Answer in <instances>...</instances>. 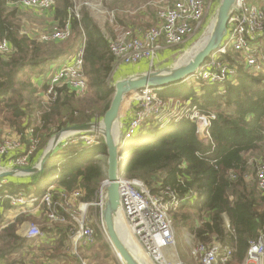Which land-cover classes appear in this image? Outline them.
Wrapping results in <instances>:
<instances>
[{
    "label": "trees",
    "instance_id": "obj_1",
    "mask_svg": "<svg viewBox=\"0 0 264 264\" xmlns=\"http://www.w3.org/2000/svg\"><path fill=\"white\" fill-rule=\"evenodd\" d=\"M16 1L0 0V43L6 40L9 47L5 53L0 51V113H4L3 121L15 126L23 136L26 147L32 145V139H40L30 157L31 166L44 153L53 134L52 128L60 131L88 123L96 119L94 113L105 114L109 109L115 92L109 79L116 58L109 49L113 37L109 28L103 30L88 11L77 17L74 0H56L57 4L51 8L57 25L70 24L73 35L63 44L52 42L61 48L49 54L46 49L49 43L22 33L16 22L21 6L14 8ZM252 1L264 10V0ZM84 37V72L90 80L91 98L81 109L76 105L78 92L62 88L46 110L49 102L42 103L38 97L41 96L39 87L31 76L45 77L47 66L63 55L73 56ZM227 55L222 57L226 59ZM245 69L241 65L238 68L237 84L228 81L223 85L224 94H218L220 86L211 83H204L201 93L197 94L192 83L186 81L160 90L164 98H191L201 109L217 112L210 127L214 146L199 139L195 122L187 118L162 125L150 117L140 135L135 136L137 141L128 146L122 164L123 175L142 179L153 193L169 188L182 197L190 194L193 198L173 212V220L187 228L197 242H219L232 247L234 264H243L251 243L264 234V190L259 189L257 183L246 180L249 162L245 156L256 152L264 157V72L256 76ZM48 83L41 88L44 94ZM30 129L33 132L30 133ZM86 147L58 145L42 171L29 178H8V184L2 182L5 177L0 178V183L5 185L0 188L1 194L15 196L18 191L35 184L34 192L39 194L54 183L59 187L58 192L68 195L82 190L80 201L92 202L102 181L107 179L108 154L104 140L91 148ZM46 178L51 184L41 183ZM60 193H55V208L71 219ZM10 203V197L1 199L0 260L28 242L17 233L22 217L5 224L2 209L12 207ZM52 225L51 230H56V251L62 252L69 243L73 227L70 223ZM94 227L96 241L110 246L99 228ZM108 254L110 256V252ZM74 257L67 254L68 260H77Z\"/></svg>",
    "mask_w": 264,
    "mask_h": 264
},
{
    "label": "built area",
    "instance_id": "obj_2",
    "mask_svg": "<svg viewBox=\"0 0 264 264\" xmlns=\"http://www.w3.org/2000/svg\"><path fill=\"white\" fill-rule=\"evenodd\" d=\"M18 3L25 8L48 10L55 5L56 0H18ZM211 8V3L208 4L205 0H169L159 8L157 24L135 31L126 30L112 37L109 45L110 53L116 58V64H133L147 59L150 60L153 67L155 58L164 47L178 46L203 29ZM76 15L80 17L78 13ZM72 35L70 24H66L64 27L56 26L51 32L42 36V41H66ZM262 37L264 38V10L251 0H237L228 21L226 37L219 48L211 53L213 59L207 61L195 72V79L208 83L227 81L235 69V67H233L234 69L228 68V63L221 59V56L227 54L228 51L243 54L246 64L256 65L254 70L258 73L264 72V58H260L256 52V45L262 41ZM85 45L86 40L84 39L79 45L72 63L59 66L51 76L46 90L50 100L55 99L59 88H70L76 92L85 90L88 82L84 72ZM8 50V42L4 40L0 43V51L5 53ZM136 94L140 108L132 120L129 130L125 132L127 139L133 138L136 135L135 130L149 117L153 116L159 121L164 118L165 121L166 118H183L192 113L191 118L197 119L199 122L197 132L213 146L215 145L209 131L212 122L217 118L215 112L201 109L190 99L183 106L180 102L179 105H174L173 99L163 98L160 88L157 87H144ZM69 135L71 136H68V139L60 142L59 145L65 146L77 142V144L85 143V146H92L101 142L99 133L74 132ZM0 141V157L7 158L6 165H2V168H6V170L27 168L30 165V157L37 144L36 139H32V145L25 146L23 153L16 154V157L14 153L18 145L9 140ZM22 144L23 142L19 144V147ZM108 184V179L103 180L95 199L85 204L98 209L99 221L98 219L97 221L104 231L105 224L102 214ZM118 184L120 194L118 213L121 212L127 229L141 246L144 256L152 264H192L179 259L166 258L167 250L176 245L173 212L189 201L191 195L182 197L169 188L153 193L142 179L126 175L119 178ZM257 185L259 189L264 190V161L257 166ZM0 186H2L1 183ZM75 193L79 195V191ZM24 194L22 191L15 196L7 195L6 197H10L13 205H24L27 201ZM67 196L64 194L65 198ZM41 197L44 203L51 205L52 189L46 191ZM37 200L38 198L29 199L32 203ZM50 210V217L54 218L56 214L53 209L50 208ZM72 233L76 243L93 244L96 241L94 227L84 218L78 220L77 227L72 229ZM40 235H42V231L36 226H31L27 231L28 238ZM234 251L232 247L219 242L212 244L197 242L192 246L190 254L193 264H231ZM81 264L90 263L83 260ZM243 264H264V234L260 235L257 241L251 243Z\"/></svg>",
    "mask_w": 264,
    "mask_h": 264
},
{
    "label": "rangeland",
    "instance_id": "obj_3",
    "mask_svg": "<svg viewBox=\"0 0 264 264\" xmlns=\"http://www.w3.org/2000/svg\"><path fill=\"white\" fill-rule=\"evenodd\" d=\"M167 1H169V0H74V3L76 6L75 12L78 13L80 16H81L82 12L88 11V12L93 13L94 11H98L99 15L101 17L98 20V22L102 26L105 25L104 30L107 31V28H109L110 35H112L114 37L116 34H120L126 30H134L135 31V30L140 29V28H148V27H151V26L157 24V22H158V16H157L158 10ZM221 1L222 0H205V2L208 4L213 2V5H211L212 8L210 10V14L204 22L203 29L199 30L198 32H196V34H194L195 36H193V38L190 40V42L188 43V46L185 47V50L180 52L179 55L174 59L171 67L180 66L182 64L184 65L202 48V46L205 45V43L208 41L211 29H212L214 21H215L217 10H218V7H219ZM15 5L16 6H14V8H17L18 6H20L18 3V0L15 2ZM90 7H91V9H88ZM11 9H13V8H10V10ZM51 11H52L51 8L48 10H45V9L25 8V7L20 8L19 7V10H17L18 16L16 19V22H18L20 24L22 33L31 34V35L35 36L36 38H38L41 42L49 43L46 46L47 51H50V52H48L49 54H52L53 51H58L59 48H61V46L54 45V44H52V42L42 41L43 40L42 36L46 33L51 32L56 27L55 24L53 25V24H50L48 22V18L50 19V17H51L50 16ZM100 20H103V21H100ZM107 23H108V25H107ZM261 40L262 41H259L258 45H256V52L260 58H264V38L262 37ZM179 46H182V45L180 44ZM186 52H188V53H186ZM211 59H213V55L210 54L209 57L204 61V63L202 64L201 67H203V65H205V63ZM221 59L228 63V66H229L228 68L234 69L233 67H235V69H234V73L233 74L231 73L232 75L227 81L212 83V84H217L220 86L218 89V94L219 93L224 94L226 92L225 86L222 87V83L224 85L228 81H230L231 83H234V84L238 83L237 75H238V68L240 67V65L243 68H246L245 70H247V72H249V73H252L253 75L257 76L258 74H261V73H258L254 70V68H256V65L249 66L248 64H246L245 57L241 53H237L234 51H228L227 58L224 59L222 57ZM70 63H72V62H70ZM48 68L49 67L47 66V69ZM155 69L156 68H154L153 71H156ZM35 76H36V74H33L31 76V80H33V78ZM191 78L194 80L193 83L191 84V86H193V88L196 90L197 94H200L201 93V86L204 83H208V82L201 81V80L196 81L195 76H192ZM87 79H88V82H87L85 90L78 91V95H77L79 101L76 105L79 106V108H81V109L83 108L85 101L89 100L91 98V94H90V90H89L90 80H89L88 76H87ZM61 89L62 88H59L58 90H61ZM163 90H165V89H163ZM39 91H42V89L39 88ZM136 93L129 95V97L126 99V102H127V100H131L133 97H137ZM38 94L41 95L38 97L40 99H42V101H43L42 103H44V105H46L49 102V104L47 105V108H45L46 110L49 109V107L51 106V102L54 100H50V98L47 96V94L46 93L44 94V91H42L41 93L39 92ZM113 96H114V94H112V98H113ZM168 98L173 99L174 105H179V102H180V103H182L181 105L183 106L184 103L188 99H190L192 102H194V100H192L191 98H186V97H184V98L168 97ZM165 99H167V98H165ZM195 105H198V104L195 103ZM123 106H124V104H123ZM89 110L92 111L91 108ZM206 111L215 112L217 114V112L215 110H206ZM104 115L105 114L99 113V112L94 113L93 116L96 117L95 121L92 120L91 122H88V123L102 122ZM191 115H192V113H189L188 115H186L187 117L184 116L182 119L187 118L193 122L196 121L195 124H196L197 129H198L199 122L197 121V119L191 118ZM174 119H176V118H174ZM84 124H86V123H84ZM118 124H119V126H122V120H121V124L120 123H118ZM6 125H7V127H10L7 123L3 122V115L0 114V126L4 127ZM52 130H53V134H52L47 146L45 147L44 152L46 151L48 146L51 144L53 138L56 137V135L60 134L63 129L60 131H57L56 128L55 129L52 128ZM209 131H210V128H209ZM29 132L31 133V132H33V130L30 129ZM4 133L5 132L0 133V140H9V141H12L15 144H17L18 146L16 147L15 153L18 150H20L19 144L24 142L23 136L22 135L13 136V135H11L13 132L10 134L9 133L4 134ZM196 133H197V136L199 137V139L205 140V137H202V135L200 133H198V132H196ZM88 134H90V133L88 132ZM68 135H69V133L63 134L60 137L61 138L60 142L66 141L68 139ZM102 140H104V139H103L102 135H100V141L102 142ZM136 141H137V139L134 136V138H132V139H125L123 141V145L125 147H128V146L132 145L133 143H135ZM38 144H40V139L37 141L36 147L34 148V152L36 151ZM17 155H19V154H17ZM17 155L14 154L15 157ZM42 156H43V154H42ZM42 156H41V158H42ZM245 156L249 162V170L246 174V180L248 182H251V183H257V165L260 162L264 161V157L262 158V156H258L256 152L246 153ZM39 161L35 165H37L39 163ZM1 170L6 171V168H2V166H0V171ZM8 170H10V169H8ZM2 178H4V177H2ZM0 188H1V186H0ZM192 198L193 197L191 196V199ZM41 203L42 204L39 207V211H38V214H39L38 216L40 219H42V217H40L41 215L45 216L46 209H47V212L50 208L53 210L56 209L55 208L56 202H55L54 195L52 198L51 205L44 203V202H41ZM59 205H60V202H59ZM63 205L71 213L70 214L71 216H74V213L76 215H78L80 213V211H78L76 209V207H74V209H73V208H71L72 206L69 207L67 205V203H65V202L63 203ZM43 208H44V211H43ZM23 209H21V210H23ZM15 210H17V209H15ZM25 214L26 213L22 212L19 215V218L25 216ZM118 217L120 218L121 222L123 223V226L125 227V219L123 218L121 212L118 213ZM26 220L30 221L29 222L30 227L36 226V227L41 229V226L38 225V223L36 224L35 219L33 217H31V218L29 217ZM174 230H175V236H176V245L174 248H170L169 250H167L166 258L167 259H173V260L179 259V260H182L184 262L193 264V260H192L190 253H191L192 246L197 243V239L195 238V236L192 233L189 232V230L187 228L180 226V224L176 221H174ZM124 231H125L124 232L125 237H123V235L121 234L122 238L124 240H126L127 244L138 255H140V253L135 249L134 244H136V243L134 242L135 241L134 237L132 238V236L128 235L126 229ZM111 247H112V245H111ZM117 256H118V259H117L116 264H121L123 261H122V259H120L118 254H117ZM37 257H38L37 254L34 256L30 255V256H28L26 262H28V264L30 262H32V264H33V261ZM107 263L111 264V262H107ZM231 264H234V263L231 262Z\"/></svg>",
    "mask_w": 264,
    "mask_h": 264
},
{
    "label": "crops",
    "instance_id": "obj_4",
    "mask_svg": "<svg viewBox=\"0 0 264 264\" xmlns=\"http://www.w3.org/2000/svg\"><path fill=\"white\" fill-rule=\"evenodd\" d=\"M211 5H213V2H211ZM88 9H91V7ZM89 13H90V16L94 19V21L104 30L105 25L102 26L98 22V20L101 18L99 15V12L94 11L93 13L92 12H89ZM50 16L51 17H50V19L48 18V22L50 24H53V25L55 24V26H58L57 25L58 21L54 19L52 11H51ZM100 21H103V20H100ZM193 36H195V35H192L189 38H187L181 44L182 46L178 45L177 47L176 46L164 47L163 50L161 52H159V54L155 58V60L153 62V67L151 66L150 60H147V59L140 60L139 62L133 63V64H124V63L119 64V63H117L115 65L114 70L111 73V76L109 79L110 83L112 82L113 85H115L116 81L121 80L123 78L132 77V76L142 74V73H145L148 71H153L154 68H156L155 70L158 71V70L164 69L168 66H171L173 64L174 59L179 55V53L182 52L183 50H185V47L188 46V43L193 38ZM84 39H85V37L82 39V42ZM66 41H68V40H66ZM66 41H58V43L63 44ZM74 56H75V53L71 57L65 56V55L61 56L62 58L60 60L56 61L53 65L51 64L50 66H48L49 68L46 70L47 73L45 74V77H40V76L36 75L32 80L33 83L37 87L42 88V86L50 80L51 76L57 70V68L63 64L72 62V60H73L72 58ZM42 91H40V93ZM123 104H124V106L121 109L120 119L122 120L121 130L124 132L126 130H129L131 123H132V120L135 118L137 111L140 108V103L136 99V97H133L131 100H127V102L125 101V103H123ZM0 114L3 115V120H4V113H0ZM147 119L135 130V134H136L135 136L140 135V132L142 131L143 125L148 121ZM163 120H164V118H161L160 122H163ZM167 120L175 121V119H172V118H166L165 121H167ZM10 127H7V125L4 127L0 126V133L5 132L4 134H7V133L10 134L13 132L11 134L13 136H15V135L20 136L21 135L16 130L15 126H10ZM69 134H71V133H69ZM68 136H71V135H68ZM23 144L19 147L20 150H18L14 154L23 153L25 143L23 142ZM95 145H98V143ZM65 146H67V145H65ZM70 146L76 147V148H78V147L84 148L85 143L77 144V142H75L73 144H70ZM92 146H94V145H92ZM92 146H87L86 148H91ZM6 162H7V158L0 157V166L6 165ZM34 165H31V166H34ZM31 166L29 165V166H27V168L31 167ZM31 175H33V174H19V175H15V176H7L2 180V182L4 184H8V181H9L8 178H11V179H12V177L13 178H29ZM50 181L51 180L46 178V179L41 180V183L42 184L50 183ZM35 186H36V184H35ZM35 186L30 185V186H27L26 189L24 188V189L18 191V193L19 192L21 193L22 191H24V193H25L24 195H25V199L27 201L24 205H21V204L13 205L12 200L10 199V202H11L10 204L12 205V207L2 209L4 221L6 222L5 224H7V225L17 221L19 218V215L22 212L26 213L25 216L22 217L23 218L22 221L19 223L17 233L20 236L27 238L28 242L19 251L14 252L9 257L3 258L2 260H0V264H28V262H26L28 256H30V255L34 256L36 254L38 255V257L33 261V264H81L83 260H87L90 264H108L107 262H111V264H116L117 259H118L116 251L111 247V244L106 237V231L102 230L100 227V224L98 223L99 211L95 206L91 205L89 207V206L85 205L86 203H90V201H87V202L80 201V198L83 195L82 190H78L79 195H77L75 193V191L69 192L67 198H64V194L58 192L59 187L56 184L53 183V185H50L49 188L47 189V191L49 189H52V193H53L54 197H55V193H60V195H61L60 197H61V200L63 201V203L64 202L67 203V205L69 207L72 206L71 208H73V209H74V207H76V209L78 211H80V213L78 215H76L74 213V216L70 215L71 219H68V217L65 214H60L55 209L54 212H55L56 216L54 218H51L50 214L48 213L51 210L49 209L47 212V209H46L45 216L41 215L40 217H42V219H40L38 216L39 215L38 211H39V207L42 204L41 202H43L41 196L46 191H43L39 194L35 193L34 192V189L36 188ZM1 193L2 192H0V204H1V199L3 197L6 198V196L8 195L7 194V195L3 196ZM30 198L31 199H33V198L37 199L38 198V200L35 201V203H32L29 201ZM15 209H17V210H15ZM21 209H23V210H21ZM43 211H44V208H43ZM29 217L30 218L33 217L35 219L36 224L38 223V225L41 226L42 235L35 237V238H28L27 231L30 228V226H29L30 221L26 220V219ZM83 218L85 220H87V222L90 223L93 227L95 225L99 228V230L103 234L104 239L107 242H109L110 246H105L102 243H100L99 241H95L93 244H86L85 242H77L76 243L75 239L73 237V233L71 231L72 234L69 235L70 240H69L67 247L64 248L62 252H57L56 247H55L56 246V243H55L56 237H54L56 235V230H51V228L54 227L52 224L56 223V222H59L61 224L70 223V225L74 228V227H77L78 220L83 219ZM97 219H98V221H97ZM44 228H47L48 230L44 229ZM94 229H95V227H94ZM109 252H110V256L108 254ZM67 254H69L71 256H75L77 258V260H74V259L68 260ZM107 256H108V258H107ZM29 264H32V262H30Z\"/></svg>",
    "mask_w": 264,
    "mask_h": 264
},
{
    "label": "water",
    "instance_id": "obj_5",
    "mask_svg": "<svg viewBox=\"0 0 264 264\" xmlns=\"http://www.w3.org/2000/svg\"><path fill=\"white\" fill-rule=\"evenodd\" d=\"M237 0H222L215 17L208 41L204 46L184 65L168 66L159 71H148L132 77L123 78L116 81L115 92L109 109L103 116L102 122L86 123L66 127L55 137L53 145H49L39 163L29 168H12L10 170H1L0 178L15 176L19 174H34L42 171L48 163L51 155L58 147L61 136L65 133L84 132L99 133L102 135L107 147L108 154V171L107 179L109 181L105 206L103 210V221L107 239L110 244L123 260L125 264H143L130 251L122 239L116 227V214L119 209L120 194L118 180L123 175L120 157L125 155L127 148H123V141L127 139L126 131L121 130L120 113L125 98L128 95L138 92L144 87L162 88L172 84L182 82L187 76L195 73L209 57L211 53L219 48L228 33V21L234 10ZM102 125V126H101ZM119 127L120 136L116 140L115 131ZM123 148V150H120ZM120 150L121 154H118Z\"/></svg>",
    "mask_w": 264,
    "mask_h": 264
},
{
    "label": "bare ground",
    "instance_id": "obj_6",
    "mask_svg": "<svg viewBox=\"0 0 264 264\" xmlns=\"http://www.w3.org/2000/svg\"><path fill=\"white\" fill-rule=\"evenodd\" d=\"M216 51V50H215ZM214 51V52H215ZM186 53H188V52H186ZM192 76H195V73H193V74H191V75H189V76H187L184 80H182V82L183 81H186L188 84H191V83H193V79L191 78ZM196 80V79H195ZM197 81V80H196ZM212 84V83H211ZM223 83H222V87H223ZM190 86V85H189ZM164 88V87H163ZM162 88H160V90H161ZM162 91V90H161ZM131 95V94H130ZM172 95V94H171ZM129 97V95L125 98V100H124V103H125V101H126V99ZM153 117V116H152ZM150 118V117H149ZM155 118V117H154ZM157 121H159V119L158 118H155ZM180 119H182V118H177V119H175V121H178V120H180ZM172 120H167V121H164L163 120V122H160L162 125H165V124H167V123H169V122H171ZM102 126V125H101ZM115 136H116V140H118V137L120 136V130H119V127H116V131H115ZM134 138V137H133ZM132 139V138H131ZM54 142H55V137L53 138V140H52V142H51V145H53L54 144ZM123 148H125V146L123 145ZM123 148H121L120 150H123ZM120 150L118 151V154L120 155L121 154V152H120ZM127 157V156H126ZM120 161H123V156H121L120 157ZM124 218V217H123ZM115 222H116V227H117V229H118V231H119V233H120V235L122 234L123 235V237H125L124 236V230L126 229V231H127V233H128V235H130V236H132V238L134 237L133 235H132V233L131 232H129V230L127 229V226H126V221H125V227L123 226V223L121 222V220H120V218L118 217V212H117V214H116V218H115ZM122 230V231H121ZM122 235H121V237H122ZM123 239V238H122ZM134 239H135V237H134ZM124 240V239H123ZM124 242H125V244L128 246V248L130 249V251L134 254V256L138 259V260H140L141 261V263H143V264H152V262L149 260V259H147L145 256H144V254L142 253V250H141V246L139 245V243L137 242V240L135 239V243L136 244H134V246H135V249L140 253V255H138L128 244H127V242H126V240H124Z\"/></svg>",
    "mask_w": 264,
    "mask_h": 264
}]
</instances>
